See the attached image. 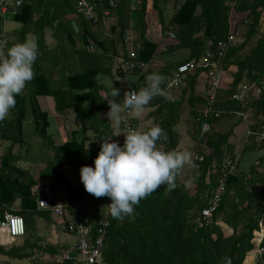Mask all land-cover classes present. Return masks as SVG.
Here are the masks:
<instances>
[{
	"label": "trees",
	"instance_id": "1",
	"mask_svg": "<svg viewBox=\"0 0 264 264\" xmlns=\"http://www.w3.org/2000/svg\"><path fill=\"white\" fill-rule=\"evenodd\" d=\"M89 1L97 6L100 17L96 24L76 14L75 0H29L15 14L5 15L4 20L20 26L13 32L18 35V43L30 38L38 44L40 55L33 66L34 79L23 95L16 97L17 104L10 116L0 122V142L1 145L7 144L0 166V220L4 211L14 208L25 223L23 242L8 248L0 246V256L24 260L31 257L34 249H38L50 255L49 264H69L58 261L60 256L71 250L69 245L44 247L39 245L40 238L31 240L37 218L45 221L48 227L59 221L53 219L49 212L37 210L36 202L40 195L32 194L31 190L38 183L56 180L69 193L66 215L61 221L63 226L68 219L74 218L84 223L90 216L88 220L96 232L99 220L105 215L104 206L108 197L95 198L85 191L84 186L74 187L64 170L94 165L105 140L111 138L113 142L119 143L121 140L124 143V134L117 140L112 121L103 115L110 109L105 97H111L103 95L101 91H104V87L99 81L112 79L116 83L115 76H136L130 88L138 91L145 86V77L156 72L167 77L161 85L165 95L156 96L149 104L153 108L149 113L153 119L151 126L159 125L167 135V140L157 142L158 147L162 151H177L180 139L175 127L180 121V100L186 91H190L187 101L190 136L196 153L204 160L198 168H193L194 173L184 174L186 183H179L177 177L174 190L168 191L166 185L161 186L150 197L142 199L135 209L134 218L118 220L109 214V226L97 264H226L225 258L231 264H243L248 253L254 249L252 233L258 229L260 215L264 211V156L243 177L235 171H228L219 190V167L223 160L230 158L237 164L238 157L228 143L231 133H221L216 125L225 115H241L244 119L243 116L251 111L255 120L247 135L254 139L253 134L260 129L264 111V26L261 27L264 0H115L116 8L111 14H114L117 23L108 26V36L103 40L92 28L101 23L103 16L100 12L108 7L107 0ZM148 4L157 13L161 35L176 41L171 48L172 53L182 49L188 51L184 60L150 69L159 43L146 37L144 18ZM170 8L172 14L164 15L163 12L167 14ZM130 29L136 32L132 46L136 55L133 62L148 64L143 72L137 69L126 71L123 66L128 57L125 38ZM46 30L51 31L57 42L54 50H49L45 45ZM229 36L234 37V45L228 42ZM62 40H66L71 47L70 55L65 54L64 45L60 43ZM12 44L7 43L8 47ZM89 46L93 48L92 51H87ZM207 54L209 63L216 62L218 68L208 65L201 69L206 70V74L214 70L218 74L225 72L231 77V82L226 89L218 88L216 91L214 109L219 113L218 117L203 119L201 110L209 91L203 95L195 93L199 69L184 76L176 88L180 96L174 101L166 100V94L176 89L166 88V84L178 66ZM70 56L75 57L76 69L69 67L70 70L57 79L45 74L46 68L63 70L64 66L58 60ZM116 57L120 62L114 70ZM182 83L186 85L182 86ZM243 84L261 87L258 97L245 103L234 100L232 95ZM38 97H51L56 113H74L86 130H72L63 143L56 145L48 132L49 116L39 105ZM197 106L201 109L198 110ZM26 119L34 126L36 135L54 151L52 159L44 164L38 175L18 165L21 160L19 151L28 147L24 132ZM203 121L209 124V130L204 135L200 132ZM128 123L137 130L132 115ZM122 129L121 124L116 131L123 132ZM88 142L91 143L90 147L87 146ZM260 143L263 149L264 142ZM212 169H216V172L211 173ZM215 196L219 200L215 201ZM214 202L216 209L213 217L202 220V209ZM85 204L88 208L82 207ZM224 228L229 229L230 233L225 234ZM259 249L261 252L255 255L251 264H264V240Z\"/></svg>",
	"mask_w": 264,
	"mask_h": 264
},
{
	"label": "clouds",
	"instance_id": "2",
	"mask_svg": "<svg viewBox=\"0 0 264 264\" xmlns=\"http://www.w3.org/2000/svg\"><path fill=\"white\" fill-rule=\"evenodd\" d=\"M39 55L35 41L26 40L8 47L6 41L0 40V122L10 116L17 104L16 97L23 95L34 79L33 66ZM166 80L167 77L153 72L145 77V86L138 91H126L120 103L114 99L120 90L114 88L113 83L108 85L111 99L105 97L110 107L107 116L117 126L124 125V144L121 147L111 138L103 141L94 167L83 166L80 179L88 194L110 198L111 203L104 208L114 219L134 218L142 199L150 197L161 186L166 185L168 191L174 190L184 167L196 166L191 152L162 151L158 147V141L167 140L162 127L154 125L146 131H137L130 128L122 116L126 111L137 117L142 115L156 96L165 95L161 85ZM225 260L226 264H231L230 260Z\"/></svg>",
	"mask_w": 264,
	"mask_h": 264
},
{
	"label": "built area",
	"instance_id": "3",
	"mask_svg": "<svg viewBox=\"0 0 264 264\" xmlns=\"http://www.w3.org/2000/svg\"><path fill=\"white\" fill-rule=\"evenodd\" d=\"M29 0H0V19L5 21V15L15 14L18 12L19 7H21L25 2ZM129 2H134V0H128ZM108 7L101 10V15L104 17H109L113 10L116 8L115 0H107ZM97 6L95 3H92L89 0H75V10L76 14L85 19L90 23L96 24L99 20V13L97 12ZM134 9V7H132ZM4 31V30H3ZM170 37H174L172 34L168 33ZM0 40H4L8 43V39L5 35V32H2ZM127 42V40H125ZM228 42L232 45L235 44V39L233 36H229ZM91 46L87 47V51H92ZM223 51V47H221ZM221 55V53H219ZM135 52L130 51L128 53L127 60L123 62L124 69L126 71L139 70L141 72L145 71L148 67L147 63H136L133 62L135 58ZM209 55H204L202 58H196L189 60L180 66H178L173 72L171 77L168 79L166 88L176 89L179 87L181 81L185 75H190L197 69L206 68L210 65L212 68L217 69L218 65L215 63H209ZM209 92L205 104L201 110V117L203 119L216 118L219 113L214 109L215 95L216 91L219 88V79L220 74L217 70L209 71L207 73ZM129 91H132L130 88ZM261 92V89H258L254 85H241L238 90L232 95V98L240 103H245L248 99L249 94L253 93L258 97ZM123 118L129 121L130 113L127 111L123 113ZM262 123L260 129L255 135L256 139L259 142H264V111L262 113ZM130 126V124H129ZM123 132L124 125L122 124ZM130 128H132L130 126ZM133 129V128H132ZM209 130V124L205 121L201 124V134L204 135ZM123 141L120 140L119 145L123 146ZM1 147V142H0ZM200 147H203L200 145ZM1 157L0 154V166H1ZM204 157L199 156L198 154L194 155V161H196L195 168H198L199 165L203 162ZM94 167V165H89ZM82 168V167H81ZM81 168H66L65 175L70 180V183L76 188H82L83 184L80 179V169ZM236 163L230 158H225L219 167V176L218 182L220 184L219 190H221L223 181L225 180L226 174L232 171H235ZM229 171V172H228ZM216 172V169H212L211 173ZM32 194L40 195V198L37 199L36 208L39 211H47L51 214L52 218L55 220L62 221L64 215H66L67 201L69 197L68 190L65 186L61 184H55L51 181H44L38 183L31 190ZM215 201L219 200L218 197H214ZM111 203L110 198H108L107 205ZM83 208H88V205L85 204ZM104 216L99 220L96 232L93 230L90 222V216L85 219V222L77 221L76 219H68L65 222L64 229L65 232L74 239L71 250L65 252L62 256L58 258V261H67L69 264H97L100 259L101 249L103 241L106 235V230L109 226V212L104 208ZM216 209V203L210 204L208 207H205L201 211L202 220H211L213 217V212ZM17 209L11 208V211H4L3 217L0 220V246L6 244H12L16 241L17 238L22 237L25 234V223L21 215L16 213ZM264 240V211H262L258 223V229L253 231L251 242L254 245L255 255L259 254L261 250L259 249L260 243Z\"/></svg>",
	"mask_w": 264,
	"mask_h": 264
},
{
	"label": "rangeland",
	"instance_id": "4",
	"mask_svg": "<svg viewBox=\"0 0 264 264\" xmlns=\"http://www.w3.org/2000/svg\"><path fill=\"white\" fill-rule=\"evenodd\" d=\"M261 15H262L261 27H263L264 26V10L262 11ZM144 22H145L146 28H147L146 34L148 35L149 39H151L153 41H159V39L161 38V32L159 29V22H158V19L156 17V14L154 13V10L151 7H148V11L146 12ZM2 23L3 22L1 20L0 26L2 25ZM130 23H131V21H130ZM94 27L95 28L97 27L99 29L98 26H94ZM105 27H106L105 30L102 33H99L97 35L98 37L105 39L108 36L107 35L108 34V26H105ZM19 28H20V26L18 24L9 21L7 23V26H6V35H9V36L12 35L11 32L15 31L16 29L18 30ZM259 31L261 32V29ZM105 33H106V35H105ZM134 35H135V33L132 34L131 36L130 35L129 36L131 38ZM257 36L259 37V35H257ZM45 39H46L45 45L47 46V48L49 50H54V47H56L57 42H56V40H54V38L51 37V31L50 30L45 31ZM132 39L133 38H131V40ZM128 42L130 44L131 41L128 40ZM60 43L62 45H64L65 54L70 55L71 47L68 46L66 40H62ZM129 48H127V49H129ZM181 53L182 52H179V54H174L173 60L181 59L180 58ZM59 61H61L62 63H60ZM58 62L60 64H62V66H64L63 70L53 71V69H51V70H47V68L45 69V74L48 77H50L51 79L60 78L64 74V72H68L70 70L69 67L71 68L73 66L74 69L77 68L74 66V64H76V60H75V57H73V56H70L67 58L64 57L63 60H58ZM74 69H72V71ZM225 74L228 76V80H229L227 82L228 85L231 82V77L227 73L221 72L220 79H219V89L220 90L226 89L224 85L227 83L223 82V78H224ZM115 78H118V77L115 76ZM108 80L109 79H102L101 81H99V83H101V85H105L106 87L109 88L108 85L112 82H110ZM118 80L120 82V83L118 82L120 84V86L114 85V83H113V87L114 88L116 87V89L120 90L119 99H122L124 97L123 96L124 91L125 90L127 91L128 88H124V83H122L121 79H118ZM257 88L262 89L261 87H257ZM101 92L103 93V91H101ZM104 93L107 95L106 92H104ZM104 93H103V95H104ZM255 98H256V95H254L253 93H250L247 100H251V99H255ZM38 102H39V105L47 112V114L49 116L50 126H49L48 132H49V135L51 136V138L53 139V141L56 145L63 143V141L70 136V133L72 130L73 131H81L82 129L86 130V128H84V126L80 123V121L77 120L74 113L73 114L69 113L70 111H67L64 115H60V114L56 113L55 109H54V101L51 97H39ZM107 113H108L107 111H106V113L103 112V115L106 116ZM144 113L139 116V119H141V122L143 123L141 126L142 130H144V128L146 127L145 126L146 124L151 123V120H144L145 116H146V115H144ZM122 115H124V114H122ZM186 117H187L186 114L182 113V117H181L182 123L180 126L181 132L183 131L182 130L183 127H185L184 120L187 119ZM142 120H144V121H142ZM180 131H178L179 134H180ZM24 132H25V136H26V141L28 142V145H27L28 147H24L22 150L19 151L21 160H20L18 165H19V167H22V168L30 171L31 174L38 175L39 170L42 167H44V164L49 162L52 159L54 151H53V149L48 148L46 146V144L36 135V133L34 132V126L32 125V123L27 122V119L24 122ZM87 134L92 135L91 132H87ZM186 136L187 135H185V137ZM188 142L191 143V141H188ZM2 144L3 145L0 148V154L3 155V153L5 152V149H6L5 145H7V144H5V143H2ZM87 146L90 147L91 143L88 142ZM180 146L182 148H186V144L183 146L182 142L180 143ZM235 147H236V151H234V152L236 153L237 157H239L241 160L245 154H244V152L241 155H240V153H238V150H240V140H238L236 142ZM16 152H17V150H16ZM190 152L192 153V158L194 160V155L197 154L196 149H194V147H193V149ZM245 157L246 158L243 160L242 163L248 164L249 162L253 161L255 154L249 153V155L247 154ZM192 169H193V167H190V166L184 167L181 174L178 176L179 183H186V180L184 179V174L194 173V171H192ZM51 182L55 183V184H60L56 180H51ZM46 224L47 223L45 221H43L39 218L36 219V223H35V227H34L35 234L31 238V240H35V238L38 237L41 239L39 245H42L44 247H45V245H54V246L69 245V248L71 249L74 239L70 238L64 232H61V231H56L55 233H52L51 229L48 230V228H47L48 226H46ZM57 224L58 223H55L53 225H57ZM224 229H225V231H224L225 234L230 233L229 229H226V228H224ZM66 241H68L70 244L65 243ZM22 242H23V237L17 238L16 242H14L12 244H6L2 247L8 248V247L13 246V245H20ZM32 253L33 254L31 255L30 258L24 259V260H10L6 257L0 256V264H49L50 263L49 258H51V257L49 254H43L38 249H34ZM253 260H255L254 249L248 253V256L245 258V261L243 262V264H248L250 261L253 262Z\"/></svg>",
	"mask_w": 264,
	"mask_h": 264
},
{
	"label": "crops",
	"instance_id": "5",
	"mask_svg": "<svg viewBox=\"0 0 264 264\" xmlns=\"http://www.w3.org/2000/svg\"><path fill=\"white\" fill-rule=\"evenodd\" d=\"M132 7L133 6H131V8ZM148 7L152 8V6L150 4H148ZM172 12H173V10L170 8L169 11L167 12V14L165 12H163V14L166 15V16L167 15L170 16L172 14ZM154 13L156 14V17L158 19L157 13L155 11H154ZM2 22H3L2 25H1L2 32H5V35H6V26H7V23L9 21L5 20V21H2ZM158 22H159V19H158ZM116 23H117L116 17L114 16V14H111L109 17H104V16L102 17L101 23L98 25L99 29L97 27L96 28L93 27L92 29H93V31L98 32V34H99V33H102L105 30V28H106L105 26L114 25ZM15 31H13V32H15ZM13 32H11L12 35H10V36L6 35V37L8 39V43L12 42V43L16 44V43H18L19 39H18V35L17 34H13ZM134 33L136 35V32H134V31L132 32V30L130 29L129 32L126 34V38L125 39L127 40V42H125V49L127 50L126 51L127 55H128V53L130 51H133L132 46H133V41H135V39H136V36L134 35L133 37H131V38H133L132 40H131L130 36L132 34H134ZM105 35H106V33H105ZM51 37L54 38V36H52V35H51ZM146 37H147L148 40L153 41V40L149 39L147 34H146ZM28 39L31 40L30 38H28ZM100 39L103 40V38H100ZM128 40L131 41L130 44H129ZM155 42L159 43V47L157 48L156 53H155V57H154L153 61L151 62V65H150L151 68L150 69H159V68L165 66V64H170V63L178 61V60H173V55L174 54H179V52H182L181 56H180L181 59H179V60H184L189 54L186 49H182V50H179V51L176 50V51H174L172 53V49L171 48L176 44V41H173L172 39H170V38H168L166 36L161 35V38L159 39V41H155ZM12 46H13V44H12ZM77 46H79V45L77 44ZM127 48H129V49H127ZM119 62H120V59L118 57H116L115 60H114V66H113L114 70L117 68ZM199 70L200 71L198 73V78H197L196 85L194 86V90H195L196 94L203 95V93H205L206 91L209 90V84H208V78H207L206 70H202V69H199ZM232 71H234V70H232ZM118 79L122 80V83H124V88H128L129 89L130 87H132L133 83L135 82L136 76H127L126 75V76L115 78L116 83L113 82L112 79H109L108 81L114 83V85L120 86V84H119L120 82H119ZM228 81H229L228 80V76L225 74V76L223 78V82L227 83ZM185 85H186V83H184V84L182 83V86H185ZM224 86H225V88H227L228 87V83L225 84ZM103 87H104L103 93L106 92L107 95L110 96V89L108 87H106L105 85H103ZM125 92H126V90L124 91V93ZM189 92L190 91H186V93L183 94L184 97H182V99L180 100V102H181V104H180V121L177 124V126L175 127V131L179 135V139H180L179 140V144L177 146V151H181L182 150V151H189L190 152L193 149V147H194V141L192 140V138L190 136L191 132L189 130L190 128H189V125H188V123H189L188 122L189 113H188V102L187 101H188V97H189ZM124 93H123V96H124ZM178 96H180V93L176 89V90H173L172 93L170 92V93L166 94V100H169V101L173 100L174 101V100L178 99ZM119 97H120V95L114 98L117 103L122 102L123 99H124V97L122 99H119ZM197 109L200 110L201 107L197 106ZM152 110H153V108L148 106L146 111H145V113H144V115H146L144 120H151V123L150 124H146L145 128L152 127L151 125L153 123V119L149 116V113ZM109 111H110V109L107 110V112H109ZM182 113L186 114V116H187L186 118L187 119L184 120L185 127H183V129H182L183 131L181 132L180 131V129H181L180 126H181V123H182L181 122ZM106 117H108L107 114H106ZM132 117L136 121V129H137V131H143L142 127H141L142 124H143L141 122V119H139V117H137L135 115H132ZM243 118L244 119H242L241 115H239V116L232 115V114L225 115V116L222 117V119L216 125L217 126L216 128L217 129L219 128L221 133H231L230 136H229V139H228V143H229L230 146L233 147V150H232L233 153H234V151H236V147H235L236 142L238 140H240V150H238V153H240V155H241V154H243V151H245L244 152L245 155L243 156V158L241 160L238 157V162L236 164L235 173L240 174V176H242V177L245 176L247 173H250L251 169L254 166L257 165L259 159H261L264 156V148L262 149V147L260 146L261 143L258 142V140H256V138L253 139V138H251L250 136L247 135L248 131L251 130V126L254 125L253 124L254 120H255L254 115H252L251 111H248V113H246L243 116ZM144 120H142V121H144ZM258 120L260 121V117H258ZM112 124H113V128L115 130L116 139L117 140L121 139L123 137L122 131H116L117 129H119V126H117L115 124V122H113V121H112ZM178 131H180V134H179ZM185 135H187V136L185 137ZM188 141H191V143L188 142ZM181 142L183 143V146L186 144V148H182L180 146ZM2 145H1V147H2ZM249 153H254L255 154V157H254L253 161L249 162L248 164L246 163L247 165L243 164L242 162L246 158L245 156L247 154L249 155ZM258 170L261 171L260 168H258ZM192 171H193V169H192ZM57 222H58L57 225H53V224L49 225V227H47L48 230L51 229L52 233H55L56 231L64 232L63 223L61 221H57ZM65 243L70 244L68 241H66ZM251 263H252V261H250L248 264H251Z\"/></svg>",
	"mask_w": 264,
	"mask_h": 264
},
{
	"label": "bare ground",
	"instance_id": "6",
	"mask_svg": "<svg viewBox=\"0 0 264 264\" xmlns=\"http://www.w3.org/2000/svg\"><path fill=\"white\" fill-rule=\"evenodd\" d=\"M201 132V131H200ZM66 219V218H65Z\"/></svg>",
	"mask_w": 264,
	"mask_h": 264
}]
</instances>
